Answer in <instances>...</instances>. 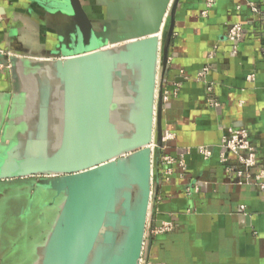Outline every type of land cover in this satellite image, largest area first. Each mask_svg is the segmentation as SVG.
Masks as SVG:
<instances>
[{
    "label": "crops",
    "instance_id": "obj_1",
    "mask_svg": "<svg viewBox=\"0 0 264 264\" xmlns=\"http://www.w3.org/2000/svg\"><path fill=\"white\" fill-rule=\"evenodd\" d=\"M206 1H178L164 72L160 49L163 139L151 159L141 264H264V190L257 185L264 175V0H212L210 8ZM80 2L100 32L113 0ZM58 6V0H0V141L11 146L28 132L60 136L63 88L51 65L69 54L61 45ZM232 24L242 27L234 45L226 39ZM122 78L114 109L126 115L136 111L137 76ZM228 130H244L256 155L257 166L244 180L227 170L235 163L220 147ZM199 147L210 151L207 159ZM164 157L173 162L163 164ZM25 184L12 190L7 204L16 228L31 220L40 238L36 245L28 240L30 258L50 232L61 197ZM163 224L172 229L152 233ZM6 240L0 254L15 247Z\"/></svg>",
    "mask_w": 264,
    "mask_h": 264
},
{
    "label": "water",
    "instance_id": "obj_2",
    "mask_svg": "<svg viewBox=\"0 0 264 264\" xmlns=\"http://www.w3.org/2000/svg\"><path fill=\"white\" fill-rule=\"evenodd\" d=\"M178 1L113 0L97 32L80 0H58L59 36L69 54L51 65L63 88L60 136L28 132L0 156V180H31L61 197L32 264H140L151 146L162 148L163 138L159 54L162 47L164 72ZM123 74L137 76L136 111L119 115Z\"/></svg>",
    "mask_w": 264,
    "mask_h": 264
},
{
    "label": "built area",
    "instance_id": "obj_3",
    "mask_svg": "<svg viewBox=\"0 0 264 264\" xmlns=\"http://www.w3.org/2000/svg\"><path fill=\"white\" fill-rule=\"evenodd\" d=\"M212 5V0L206 1L207 8H210ZM255 11V10H254ZM206 14V11L202 13ZM264 24V21H263ZM264 37V31L262 33ZM242 38V27L240 24H232L228 27L226 33V39L234 45L239 42ZM164 97L162 96V100ZM163 139V138H162ZM154 149V145L151 146ZM220 147L227 153L232 154L235 158V163L229 164L227 166V170L229 172H234L236 176L244 180L243 178H247V174L249 171L257 166L256 155L249 143L248 135L244 130H228L227 135L222 139ZM197 152L204 158L207 159L210 156V151L207 148L199 147L197 148ZM221 161L223 163H228L227 159L222 155ZM173 162L170 157L163 158V164L169 165ZM264 175L262 172L257 176L258 186L260 189L264 190V182H260L259 180L263 179ZM243 209V207H241ZM172 229L171 225L163 224L158 228L152 230L154 234H164L169 232ZM145 245V237L143 248ZM142 263V255L140 259V264Z\"/></svg>",
    "mask_w": 264,
    "mask_h": 264
},
{
    "label": "rangeland",
    "instance_id": "obj_4",
    "mask_svg": "<svg viewBox=\"0 0 264 264\" xmlns=\"http://www.w3.org/2000/svg\"><path fill=\"white\" fill-rule=\"evenodd\" d=\"M11 148V143L9 142H2L0 141V156L3 158L5 157L7 151ZM0 157V160H1ZM31 180H0V204L5 203V208L0 211L1 216V229L2 234L0 237L1 245L4 244V239L6 241L12 242L15 247H11L8 249L7 252H3L0 254V264H27L34 262V257L31 258L33 254H31L30 258H27L29 251L32 249V246L29 247L28 240L32 239L33 244H38L40 242L39 236L33 235L34 224L31 225L30 221L27 220L22 224L20 228H16L18 223L12 219V211L10 213L9 204H7V198L14 193L12 190H21L20 187H24L26 182H30ZM11 192V193H10ZM11 197V196H10ZM6 199V200H5ZM23 201V198H21ZM21 229L22 231L18 233V230ZM36 237V238H35ZM15 240V241H14ZM27 242V244H26ZM2 249V248H1Z\"/></svg>",
    "mask_w": 264,
    "mask_h": 264
}]
</instances>
